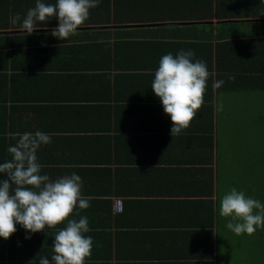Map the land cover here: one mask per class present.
I'll return each instance as SVG.
<instances>
[{"label":"crops","instance_id":"crops-1","mask_svg":"<svg viewBox=\"0 0 264 264\" xmlns=\"http://www.w3.org/2000/svg\"><path fill=\"white\" fill-rule=\"evenodd\" d=\"M34 6L0 2L21 22ZM11 17H0L8 24L1 37L21 44L0 51V163L11 159L16 133L51 137L37 152L41 173L55 180L75 172L91 205L70 217L89 221L85 264H217L218 114L222 97L243 100L232 105L235 115L227 106L232 120L264 93V0H100L67 41L51 35L56 18L27 35ZM181 50H192L212 75L197 116L172 137L151 84L161 57ZM219 76L224 84L213 89ZM65 226L28 233L17 224L0 238V264L50 259Z\"/></svg>","mask_w":264,"mask_h":264},{"label":"clouds","instance_id":"clouds-1","mask_svg":"<svg viewBox=\"0 0 264 264\" xmlns=\"http://www.w3.org/2000/svg\"><path fill=\"white\" fill-rule=\"evenodd\" d=\"M100 0H56L46 3L35 0L21 22L19 13L11 17L13 25L31 35L41 24L52 18L58 26L51 35L67 41L90 18V10ZM192 50H181L175 56L163 55L151 84L156 97L170 116L171 136H178L187 129L204 104L207 81L212 75L205 61L194 59ZM234 80V76H229ZM223 80L213 82L219 89ZM222 108V106H221ZM15 145L9 146L11 159L0 163V238L9 239L17 224L28 233L42 232L66 222L54 236L51 258L41 257L39 264H85L92 254L93 238L86 216L70 219L74 211L89 208L90 202L82 195L83 180L73 172L58 179L42 174L37 152L42 145L51 143V137L41 131L16 133ZM219 215L227 218L226 227L236 235L254 234L264 230V202L232 187L219 200ZM30 238V236H26Z\"/></svg>","mask_w":264,"mask_h":264},{"label":"rangeland","instance_id":"rangeland-1","mask_svg":"<svg viewBox=\"0 0 264 264\" xmlns=\"http://www.w3.org/2000/svg\"><path fill=\"white\" fill-rule=\"evenodd\" d=\"M241 101L221 98L218 114L221 196L236 187L264 202V93L258 99H249L247 112L239 111L235 119H227V106ZM234 109L232 106L228 110ZM235 113L236 110L232 112ZM220 221L217 264H264V230L259 229L258 236L256 232L236 235L227 229V218L220 216Z\"/></svg>","mask_w":264,"mask_h":264},{"label":"trees","instance_id":"trees-1","mask_svg":"<svg viewBox=\"0 0 264 264\" xmlns=\"http://www.w3.org/2000/svg\"><path fill=\"white\" fill-rule=\"evenodd\" d=\"M28 1L30 2V4H32V2H33V0H28ZM0 2H1V0H0ZM101 12L103 13V15L106 16V18H109L108 16H110V8H105V10H102ZM2 14H5V16H7V18H8L10 16V14H12V16L14 14H17V10H15V9L14 10H10V9L2 10L1 7H0V17L2 16ZM113 15H115L114 12H113ZM7 27H8L7 23H5V26L3 24H0V30H2V28L6 29ZM22 43H27V42H22ZM19 44H21V42H13V41L12 42H8L5 38L2 39L1 34H0V51H3V50L5 51V50H8L9 48L17 49V46ZM104 44L109 47V44L107 42L106 43L104 42ZM234 77H235V79L237 78V76H234ZM239 78L242 79L243 77H239ZM217 80H221V77L219 76L217 78ZM224 89H229V88L224 87ZM256 188H258V187H256ZM258 230L256 231L257 236H258Z\"/></svg>","mask_w":264,"mask_h":264},{"label":"built area","instance_id":"built-area-1","mask_svg":"<svg viewBox=\"0 0 264 264\" xmlns=\"http://www.w3.org/2000/svg\"><path fill=\"white\" fill-rule=\"evenodd\" d=\"M114 210L116 213L122 212V202L120 199L114 201Z\"/></svg>","mask_w":264,"mask_h":264}]
</instances>
